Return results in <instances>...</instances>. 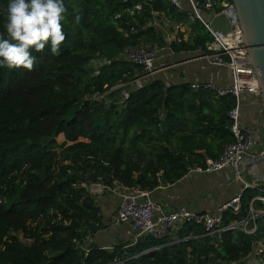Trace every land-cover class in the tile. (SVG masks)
I'll return each instance as SVG.
<instances>
[{"label": "trees", "instance_id": "obj_1", "mask_svg": "<svg viewBox=\"0 0 264 264\" xmlns=\"http://www.w3.org/2000/svg\"><path fill=\"white\" fill-rule=\"evenodd\" d=\"M140 1L65 0L60 54L46 47L33 53L32 71L0 69V264H246L262 239L260 227L205 235L202 225L183 224L111 250L93 241L87 246L106 228L91 184L154 191L205 168L206 157L219 158L235 139L229 112L236 99L210 86L150 78L119 101L114 88L144 74L143 65L122 58L125 50L167 45L164 33L148 26L156 13L190 29L188 38L180 33L169 44L176 54L205 52L212 40L201 22L168 0L130 15ZM212 1L219 11L222 0ZM7 4L0 0V34ZM96 60L108 61L98 74L90 66ZM111 89L109 101L90 99ZM254 195L245 191L244 208ZM244 215L227 211L222 225Z\"/></svg>", "mask_w": 264, "mask_h": 264}, {"label": "built area", "instance_id": "obj_2", "mask_svg": "<svg viewBox=\"0 0 264 264\" xmlns=\"http://www.w3.org/2000/svg\"><path fill=\"white\" fill-rule=\"evenodd\" d=\"M153 0H141L131 7L128 11L130 15H135L143 10L145 5H150ZM178 12H186L189 14L191 21H199L207 31L212 35V40L206 44V51L202 56L206 57L212 64L217 66H226L229 71L230 83L225 86H215L212 83L193 82L191 85L197 88L201 85L216 88L218 95H232L236 99L235 107L229 112L232 121L230 130L234 136V141L225 145L219 158H205L206 167H193L189 170L191 173L219 172L227 168H231L237 173L239 180L243 183L240 191L220 204L213 211H198L187 204H180L174 209H167L159 203L153 196V191L142 189L139 187L125 188L107 187L101 183H93L89 186V192L95 197V193L100 191H111L118 199L117 210L114 213L113 220L116 224H128L129 231L126 233L131 241H137L145 235H153L155 237H164L170 231L183 224H198L205 229V235H211L216 232L227 231L236 227H241L247 233H255L259 231L258 212L256 205L262 206L264 214V185L259 182H247L239 172L240 164L246 157L264 156V151H259L257 145L259 143L256 130L242 120V104L245 96L260 97L262 96L256 70L248 64L247 48L244 44L243 30L239 24L236 8L233 1L222 0L221 9L215 11L212 0H168ZM213 12L217 14H225L230 22L231 29L222 33L215 31L209 22L203 18V14ZM166 20L176 31L183 30V23L174 22L163 13H156L155 18L148 23V26H155L160 29V21ZM182 33H184L182 31ZM166 38V37H165ZM181 39L180 33L173 37V40ZM171 41V42H172ZM170 42V43H171ZM167 43L165 46L144 48L135 47L127 48L122 54L124 60L141 64L144 67V74L138 76L130 83L118 84L114 89H119L118 99L123 102L129 97L131 91L140 88L146 82L149 75L156 73L159 69L156 67L157 60L160 58L165 49H169L170 54H176ZM97 61V60H96ZM100 65L108 63L107 60L99 61ZM99 65V66H100ZM99 66L94 69L98 74ZM158 69V70H157ZM147 77V78H146ZM146 78V79H145ZM161 78V77H154ZM167 78V77H166ZM145 79V80H142ZM164 79V78H163ZM142 80V82L140 81ZM164 81L168 83L165 79ZM113 89L104 94H97L90 99L100 101L107 98V95ZM111 99L107 98V101ZM246 190L255 192L254 197L248 203V207L244 208V194ZM231 211L235 215L246 213L238 222L231 223L227 226L222 225L223 214ZM251 222V225H250ZM107 250H111L113 246H102Z\"/></svg>", "mask_w": 264, "mask_h": 264}, {"label": "crops", "instance_id": "obj_3", "mask_svg": "<svg viewBox=\"0 0 264 264\" xmlns=\"http://www.w3.org/2000/svg\"><path fill=\"white\" fill-rule=\"evenodd\" d=\"M193 22V21H192ZM184 39L190 35V29L183 25ZM182 33V32H180ZM187 54V58L179 62L174 67V82L172 83H193L206 82L215 86H225L230 83L229 71L226 66L212 64L206 57L202 56V51L193 50L181 52ZM183 68V70H181ZM165 67L158 71L164 70ZM173 76V77H174ZM147 78V77H146ZM145 78V79H146ZM142 79V80H145ZM142 80H140L142 82ZM204 80V81H201ZM242 120L253 127L257 134L259 143L257 149L264 151V99L262 96H245L242 104ZM240 174L247 182H259L264 185V159L258 160V156L246 157L239 168ZM247 177L248 179H246ZM237 173L231 168L219 172L191 173L188 172L183 178L171 185H161L153 191L155 199L167 209H174L180 204H187L189 207L198 211H215L216 208L235 194L243 187ZM243 184V183H242ZM122 189L121 186H115ZM104 196L95 197L101 207L102 214L107 203L112 206V214L118 205L117 197L109 190L105 191ZM116 205V206H115ZM258 212V224L261 229V238L264 236V214L262 206L256 205ZM251 225V224H250ZM121 227L129 229L128 224H121ZM258 243H260L258 241ZM247 262L250 263L249 258Z\"/></svg>", "mask_w": 264, "mask_h": 264}, {"label": "clouds", "instance_id": "obj_4", "mask_svg": "<svg viewBox=\"0 0 264 264\" xmlns=\"http://www.w3.org/2000/svg\"><path fill=\"white\" fill-rule=\"evenodd\" d=\"M66 11L65 0H8L2 14L0 69L32 71L37 62L33 53L46 47L59 55L67 34ZM80 20L74 16L76 25Z\"/></svg>", "mask_w": 264, "mask_h": 264}, {"label": "water", "instance_id": "obj_5", "mask_svg": "<svg viewBox=\"0 0 264 264\" xmlns=\"http://www.w3.org/2000/svg\"><path fill=\"white\" fill-rule=\"evenodd\" d=\"M232 1L243 30L247 61L256 70L258 85L264 99V0ZM203 18L215 31L226 33L231 29V22L225 14L205 12ZM263 159L264 156H258V160Z\"/></svg>", "mask_w": 264, "mask_h": 264}, {"label": "rangeland", "instance_id": "obj_6", "mask_svg": "<svg viewBox=\"0 0 264 264\" xmlns=\"http://www.w3.org/2000/svg\"><path fill=\"white\" fill-rule=\"evenodd\" d=\"M160 24L161 25L159 27L160 29H162L161 31L164 33L167 43H170L173 40V37H175L178 34V32L180 33L183 31V30L176 31L174 27H172L171 24L168 23L165 19L161 20ZM159 56L160 58L157 60L156 67L158 69L165 67V69L162 71H156V73L149 75L148 78L161 77V78H164L168 83L174 82L175 76L173 75L174 76L173 77L172 74L174 73L175 69H177V67H174V66L178 64L179 62H182L184 59H186L187 54L184 53V54H179V55H172L170 54L169 49H165V51ZM99 61L100 60L93 61L90 66L95 69L97 66L100 65ZM181 70H183V68H181ZM201 81H204V80H201ZM63 139H64L63 136L58 137L59 142H62ZM245 178L248 179L247 177ZM241 185L243 186L242 183ZM102 193H106V192L100 191V193H95L96 195L95 197L97 196L102 197L106 195ZM107 202H106L107 207H105L103 210L105 214L103 223L106 226V228L100 230L94 237L88 239L87 246L89 245V242L91 241L97 243L100 246L110 247V246H114L119 241L129 240L128 239L129 237L126 234L129 231V229H125L121 227L120 226L121 224H116L113 218L111 219V212L113 208ZM116 210H117V207H115V211ZM112 216H114V214H112ZM20 238L24 242H29L22 235H20ZM259 242L260 243L256 244L253 254L249 257L250 263L246 261V264H264V236L262 239L259 240ZM115 264H118V263H115Z\"/></svg>", "mask_w": 264, "mask_h": 264}]
</instances>
